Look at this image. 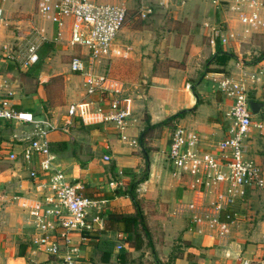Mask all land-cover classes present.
I'll use <instances>...</instances> for the list:
<instances>
[{
    "label": "crops",
    "instance_id": "crops-1",
    "mask_svg": "<svg viewBox=\"0 0 264 264\" xmlns=\"http://www.w3.org/2000/svg\"><path fill=\"white\" fill-rule=\"evenodd\" d=\"M6 1L8 0H0V6ZM255 2L254 7L258 16L264 22V0ZM12 6H7L6 10H3V17L0 20V79L4 82L0 89L1 96L15 108L31 112L37 121L49 123L51 126L49 143L67 142L65 150L53 153L55 166L69 180L79 183L84 195L105 200L100 214L102 219L99 223L94 222V229L89 233L88 239L82 241L78 234L71 235L74 243L80 245L76 264H230L238 256L250 257L251 264H264V248L251 243L244 245L243 238L232 234L233 226L236 228L242 225L240 221L234 225L239 218L231 223L230 232L225 238L218 237L214 230L205 225L202 231L198 232L190 223L189 213L185 209V204L193 197V192L188 187V178L173 176L169 168L163 164L170 133L168 124L157 126L161 128L163 134L158 138L160 148L152 147L157 144V138L145 137L152 141L145 144L151 146L144 152L148 159L147 177L136 186L137 198L141 203L150 240L148 241L143 233L142 248H131L127 240L128 235L115 230L114 223L106 217L109 212L134 213L132 201L128 196L109 195L117 187L125 189L134 175L142 173L145 157L139 137L144 131L156 129L152 127L147 130V126L164 123L177 112L186 110L173 118L169 124L174 127L179 121L185 123L190 131L199 135L205 149H211L225 136L231 98L218 88L217 81L230 75L240 77L242 72H253L260 67L259 65L264 66V55H256L260 45L251 44L253 48L246 50L245 43H249L248 37L245 39L236 37L233 51L223 45L222 50L217 51L216 43L212 47H206V52L211 55L207 64L209 71L205 69L201 76L198 75L200 73L196 71L197 69H190L188 64L186 68L177 69L170 66L164 73L154 72L150 76V85L143 94L133 95L129 99L131 109L126 133L130 139L134 138L138 143L131 146L119 139L118 132L111 123H88L77 114L72 117L69 124H66L67 109L73 102L66 105L65 113L60 119L54 114L57 105L51 111L48 106L51 103L48 82L65 69L51 70V65L40 54L35 64L28 67L18 65L19 68L6 56L10 53L11 37L16 39L25 37L27 31L25 27L30 25L34 29L45 28L48 36L45 42L49 43L43 42L42 46L56 43L52 39L55 28L45 27L41 18L38 25H31V15L23 12V6L19 3ZM157 8L160 9L155 7L153 13ZM169 10H172V7ZM224 14V19L232 26L228 11ZM205 24L208 25L207 22ZM246 28L245 31L249 33L250 29L247 26ZM64 30L59 40L65 39L67 42L69 31L66 29L67 34L64 36ZM228 31L230 32L225 29L226 33ZM67 45L70 46L68 42ZM200 48H204V45L200 47L199 44L193 43L188 57L199 54ZM82 53L85 52L79 51L71 57ZM114 57L117 55L104 61L107 64L105 71L110 74ZM262 70L260 82H248L246 85L247 95L254 92L256 100L253 101L263 103L258 112L262 117L255 121H264V68ZM68 71V74H64L63 80L65 92L70 78L79 76L71 72L70 67ZM191 80H196L197 85L195 86ZM82 89L80 99L75 102L93 100V104L89 106V111L93 112L98 96H85L83 86ZM258 97L262 101H259ZM202 101L206 104L200 105ZM144 114H147L146 118ZM32 130V125L28 123L0 121V150L5 153L14 152L16 155L13 160L8 159L5 153L0 156V264H56L55 257L38 243L39 230L29 213L30 204L44 196L45 190L40 183L46 179L45 175L35 178L30 176V171H40L38 156L26 160L23 155L29 143L25 138L31 135ZM257 133L255 130L252 132L249 147ZM104 156H108L109 159L105 160ZM255 156L258 157L257 154ZM82 163L85 165L82 166ZM111 174L117 175L115 176L117 179L107 181ZM246 203L239 207L240 212ZM184 224L185 227H182ZM180 226L182 228L177 230Z\"/></svg>",
    "mask_w": 264,
    "mask_h": 264
},
{
    "label": "built area",
    "instance_id": "built-area-1",
    "mask_svg": "<svg viewBox=\"0 0 264 264\" xmlns=\"http://www.w3.org/2000/svg\"><path fill=\"white\" fill-rule=\"evenodd\" d=\"M187 1L139 0L136 12L145 18L153 13L155 7L169 9L185 5ZM210 1L216 7L231 4L233 10L245 9L240 14L244 25L253 29L264 27L254 7L255 0ZM37 10L43 19L56 25L54 41L62 38L65 21L70 19L68 44L86 49L85 53L70 58V71L82 78L85 96H98L93 112L89 111L93 100L71 103L67 109L66 124L77 114L88 123H111L120 140L136 146L137 140L130 139L126 133L130 107L122 97V83L108 71L95 72V64L101 58L120 54L121 50L113 40L126 22L127 8L97 0H37ZM2 17L3 8L0 6V20ZM211 32L212 45L218 40L221 45H226L233 36L221 30L219 25L213 26ZM46 40L48 36L44 27L34 29L29 33L27 46L20 47L18 55L9 53L6 57L14 64L17 61L21 67L31 66L39 60L38 50ZM3 50L5 52V48ZM259 66L253 72H242L240 77L230 75L217 81L218 88L231 97V106L227 112L229 123L225 136L211 149L202 147L199 135L186 127L174 126L169 133L165 156L173 176L188 178L193 197L185 204V209L189 213L190 223L198 232L205 225L214 230L218 237L225 238L230 232L231 223L241 216L239 207L246 203L248 195L264 188V170L248 156L252 132L264 129V121L252 119L246 86L248 82H260L264 66ZM3 85L0 79V89ZM0 121L32 125L31 135L25 138L29 143L23 155L26 160L38 156L40 171H30L31 177H46L40 183L45 190L44 196L29 207V213L39 230L38 243L55 257L56 264H76L80 245L74 243L71 235L78 234L82 241L88 239L85 233L92 232L94 222L101 221L105 200L84 195L81 185L69 180L55 166L48 141L50 124L37 121L29 111L15 108L1 93ZM4 153L0 150V156ZM5 154L8 159L16 158L14 152ZM104 159L108 160L109 157L104 156ZM230 264H251V260L238 256Z\"/></svg>",
    "mask_w": 264,
    "mask_h": 264
},
{
    "label": "rangeland",
    "instance_id": "rangeland-1",
    "mask_svg": "<svg viewBox=\"0 0 264 264\" xmlns=\"http://www.w3.org/2000/svg\"><path fill=\"white\" fill-rule=\"evenodd\" d=\"M102 3H113L121 4L127 8L128 16L124 26L116 34L113 43L121 49V52L117 57L112 59L111 76L122 83V97L125 98L127 105L129 106V99L133 95L143 94L146 88L150 85V76L154 72L164 73L169 70L170 66L175 68H186L188 65L191 68L197 69L198 75L207 69V64L210 61L211 55L206 52V47L211 46L210 38L212 35L211 28L216 24L221 26V30L225 29L233 32L234 36H231L229 42L223 47L226 49H234V39L247 38L248 42L246 50H251V44H258V53L256 55H264V27L257 29H250V32L245 31L246 25L240 20L241 12H235L231 9V4L227 6H219L215 8L210 0H188L185 5L179 7H172V10H164V8L156 9V11L149 16L143 18L137 12V6L139 0H97ZM15 3H19L23 6V12L31 15V25H38L43 21V24L47 28H55L56 25L50 20H45L41 17L37 10V0H8L1 4L3 10L7 6H12ZM13 7V6H12ZM10 7V8H12ZM9 8V9H10ZM230 14L231 24L228 25L226 19H224V12ZM228 14V16H229ZM233 14V15H232ZM41 18V19H40ZM226 20V22H224ZM70 19L65 21L64 29H68ZM205 22L208 23L206 26ZM238 25L240 27H238ZM42 26V24H41ZM26 33L25 37L22 36L20 39H16L13 36L10 41V54L18 55V49L27 46L29 33L34 29L33 27L24 28ZM64 30V31H65ZM228 31V33H230ZM67 34L65 31L64 36ZM14 35V33L12 34ZM15 36V35H14ZM24 37V38H23ZM234 37V38H233ZM10 38V37H9ZM238 39V40H239ZM171 40V42H169ZM19 43V44H17ZM49 43V42H45ZM193 43H197L204 48H200V53L195 55L188 54L192 49ZM43 45V44H42ZM40 46L39 54L43 56V59L48 61L51 65V70L57 69L60 72L50 78L48 82V89L51 94V103L48 105L52 109L57 105V110L54 112L59 119L65 113V107L70 102H75L80 99L83 91L82 79L79 76H73L74 78L69 80V86H67V92L63 90L64 85V74H68L69 60L71 55L79 51L85 52L86 49L83 47L68 46L64 40L56 41V43L45 44ZM43 47V48H42ZM174 57V58H172ZM107 58H101L100 62L95 64V72H104L107 68V64L104 62ZM188 61V63H187ZM188 64V65H187ZM18 67V62H15ZM19 68V67H18ZM16 68V69H18ZM67 69V71H66ZM194 71V70H192ZM193 84H196V80H191ZM85 89V87L83 86ZM192 93L193 91L190 90ZM194 94V93H193ZM249 97L255 98L254 92L248 93ZM231 98V97H230ZM259 101L261 100L260 97ZM135 99V97H134ZM262 101V100H261ZM131 104V103H130ZM202 101L200 105H205ZM131 109V106H129ZM52 112L49 114L51 115ZM147 114H144L146 118ZM173 116V115H172ZM262 116L260 113L252 114V119L257 120ZM143 118V119H144ZM170 131L173 126L168 124ZM183 126L187 128V125L181 121L174 126ZM161 128L156 127L153 131H144L143 141L148 144V138H157V144L152 145L154 149L160 148L158 138L162 136ZM148 137V138H145ZM252 140L251 147L249 148V158L255 159L264 170V129L258 131ZM158 145V146H157ZM148 149L151 146L145 145ZM258 155L256 157L255 155ZM162 159V156H161ZM80 160V159H79ZM81 161V160H80ZM163 164L166 168L170 165L167 158L164 157ZM85 164L82 163V166ZM141 175L137 174L133 179L129 180L126 188L132 183V180ZM115 174H111L107 181L117 179ZM105 180V181H106ZM242 216L239 217L238 221L234 222V225L240 221L241 226L238 225L236 228L232 227V234L243 238L244 245L251 243L257 244L264 248V188L254 191L249 195L248 201L242 209ZM185 227V224L182 226ZM177 227L178 229L182 228ZM250 259V257H248Z\"/></svg>",
    "mask_w": 264,
    "mask_h": 264
},
{
    "label": "trees",
    "instance_id": "trees-1",
    "mask_svg": "<svg viewBox=\"0 0 264 264\" xmlns=\"http://www.w3.org/2000/svg\"><path fill=\"white\" fill-rule=\"evenodd\" d=\"M221 44L219 43V40L216 42V50L217 51H221ZM206 71H209L208 69H206ZM248 100L249 101H253L256 100L255 98L249 97L248 95ZM184 112H186V110H182L177 112L176 114H174L173 116L169 117L168 119H166V121H164V123L160 122L157 123L156 125H151L147 126L146 129L148 130L149 128H154L157 126H161V125H166L169 124V122L177 117L180 116L181 114H183ZM144 138V132L142 134H140L139 137V141L140 144L142 145V150H143V154L144 152L147 151V148L145 147V143L143 141ZM49 147H50V151L52 153H58L59 151H62V149H66L67 148V142L65 141H59V142H50L49 143ZM145 157V167L144 169L141 171V175L137 178H135L134 180H132V183L125 189L119 188L117 187L110 196H128L133 204L134 207V213L133 214H122V213H117V212H109L106 214V217L112 222L114 223L115 227L114 229L117 230L118 232H124L126 233L127 236V240L129 243V246L133 249H140L142 248V244H143V238H142V234L144 233L145 237H147L148 241L150 240L149 237V233H148V229L145 225L144 222V216L143 213L141 211V203L139 201V199L137 198V194H136V186L138 183H140L141 180L145 179L147 177V164H148V159L147 156L144 154ZM135 176V175H134ZM91 232H87L85 233L86 236H90ZM124 262H126V259L124 260Z\"/></svg>",
    "mask_w": 264,
    "mask_h": 264
},
{
    "label": "water",
    "instance_id": "water-1",
    "mask_svg": "<svg viewBox=\"0 0 264 264\" xmlns=\"http://www.w3.org/2000/svg\"><path fill=\"white\" fill-rule=\"evenodd\" d=\"M262 106H263L262 102L249 101V107L253 114H257Z\"/></svg>",
    "mask_w": 264,
    "mask_h": 264
}]
</instances>
